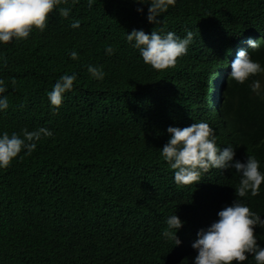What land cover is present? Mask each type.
I'll return each instance as SVG.
<instances>
[{
    "label": "trees",
    "instance_id": "1",
    "mask_svg": "<svg viewBox=\"0 0 264 264\" xmlns=\"http://www.w3.org/2000/svg\"><path fill=\"white\" fill-rule=\"evenodd\" d=\"M62 8L69 9L67 17L60 14ZM147 9L135 0H92L91 6L89 0H60L43 31L33 28L26 39L0 44V79L9 101L0 112V133L39 127L53 132L30 155L22 151L0 169V264H101L123 246L134 249L136 264H192L197 231L218 219L217 212L235 199V169L227 177L191 185L162 182L159 195L153 194L157 184L137 186L146 176L158 178L141 173L139 166L154 158L163 120L177 106L174 95L179 90L167 72L144 63L126 32L186 34L204 18L221 31V42L209 36V53H202L195 46L200 31L193 30L194 44L179 57L177 70L210 78L249 38L260 40V48L250 52L264 66V0H175L155 25L148 22ZM76 20L80 25L72 28ZM89 65L102 67L104 78H93ZM65 73H75L76 80L56 108L47 93ZM252 79L264 81V73ZM250 82L228 77L221 118L231 129L223 132V139L232 143L234 160L244 162L253 155L264 172V99L251 91ZM120 127L135 140L128 138V147L118 141ZM109 145L115 154L105 175L95 177L92 162L78 151L99 150L100 156ZM243 199L264 219V181L258 195ZM176 208L184 222L177 232L179 246L162 235L165 215ZM254 234L264 246V229L255 227ZM241 264L256 262L249 256Z\"/></svg>",
    "mask_w": 264,
    "mask_h": 264
},
{
    "label": "clouds",
    "instance_id": "2",
    "mask_svg": "<svg viewBox=\"0 0 264 264\" xmlns=\"http://www.w3.org/2000/svg\"><path fill=\"white\" fill-rule=\"evenodd\" d=\"M135 2L148 5L146 18L154 25L160 23L161 15L175 4V0ZM59 3L60 0H0V44L8 43L14 38L26 39L33 28L43 31L49 13ZM91 3L92 0H89V6ZM137 12L143 13V8L138 7ZM60 14L67 17L69 9H60ZM79 25L80 22L76 20L71 27L78 28ZM193 30L200 31L195 46L202 53H209V45L205 40L209 36H214L221 42V31L204 18L203 21L197 19L191 30H186V34L177 35L172 31L162 33L153 30L149 34L143 29L126 32V40L132 48L139 51L144 63L154 70L167 72L166 77H170L173 86L179 90L174 95L177 106L170 114L167 113V120H163L164 129L156 140L154 158L139 166L141 173L157 175L158 178L146 176L137 186L147 188L157 184L153 194L159 195L163 193L162 182L171 181L179 186L191 185L201 179H211L222 174L227 177L226 172L235 169L239 175V183L234 188L235 199L217 212L218 219L197 231L196 239L191 245L196 250L192 264H232L233 261L241 264L248 260L249 256H252L256 264H264V246L257 243L258 237L254 234L255 227L264 229V219L257 212L251 211L243 199L249 195H258L264 181V172L259 170L260 161L253 155H247L244 162L234 160L235 149L232 143L223 139V132L231 127L221 118L228 77L240 84L251 80V91L264 99V81L252 79L257 74L264 73V66L253 60L250 52V49L254 51L260 48V40L249 38L241 41L236 48L235 58L221 63L217 74L203 79L204 75L198 72L176 69L179 57L187 54L190 45L194 44ZM105 52L112 54V46H106ZM70 56L76 59L78 54L72 51ZM88 72L95 79L104 78L102 67L89 65ZM75 80V73L61 75L47 93L50 105L59 108L63 94L72 89ZM12 84H15L14 78ZM6 91L4 79H0V112L9 105L8 96L4 94ZM220 126H223L224 130H221ZM118 130L121 131L118 141L124 147L131 144L128 138L132 143L135 142L129 133L130 130L123 127ZM52 135V130L46 127L34 130L24 128L20 133H0V169L8 167L22 151L24 155H30L42 137ZM85 149L81 148L78 152H81L83 159L92 162L95 177L105 175L109 159L115 154L113 146L109 145L100 156L99 150L90 153ZM128 154L130 159L134 154L133 147ZM165 216L166 228L162 235L173 240L175 246H179L181 240L177 232L184 222L179 218L177 208ZM135 240L141 242L136 238ZM128 259H132V264L137 263L134 249L131 246H123L117 250L113 249L101 264H127Z\"/></svg>",
    "mask_w": 264,
    "mask_h": 264
}]
</instances>
